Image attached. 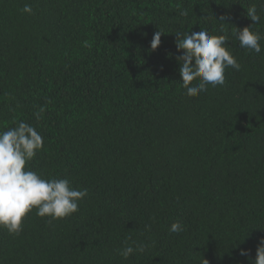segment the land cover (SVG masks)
I'll return each mask as SVG.
<instances>
[{
	"label": "trees",
	"instance_id": "1",
	"mask_svg": "<svg viewBox=\"0 0 264 264\" xmlns=\"http://www.w3.org/2000/svg\"><path fill=\"white\" fill-rule=\"evenodd\" d=\"M252 4L264 35L261 0H0V131L34 126L44 146L26 169L88 190L68 217L33 208L18 235L0 228V264H251L264 237V39L260 54L227 42L240 70L188 97L175 34L231 36ZM126 244L145 250L124 259Z\"/></svg>",
	"mask_w": 264,
	"mask_h": 264
},
{
	"label": "clouds",
	"instance_id": "2",
	"mask_svg": "<svg viewBox=\"0 0 264 264\" xmlns=\"http://www.w3.org/2000/svg\"><path fill=\"white\" fill-rule=\"evenodd\" d=\"M264 5V0H261ZM22 11L33 14L30 4H25ZM264 12V7L261 8ZM247 18L253 23L237 28L233 27L231 36L227 34L210 35L207 30L199 32H177L175 46L182 52L176 57L179 63L180 85L185 89L188 97H196L207 92L208 86H224L226 82L225 69L231 68L239 71L240 63L229 50L232 39L238 42L242 49L260 54L262 47L260 41L264 39L259 31H254L252 25L259 24L261 14L256 4L247 7ZM187 16L186 10L180 12ZM206 18V17H205ZM221 16L218 20L225 21ZM225 23V22H224ZM223 33L224 29L221 28ZM162 31L157 30L150 41V49L155 50L160 45ZM195 81V83H193ZM45 107H39L34 113L37 121L45 112ZM14 127L0 131V228L7 230L10 235H18L22 231V219L33 208L36 216L58 220L68 217L79 210V202L88 195L87 189H77L71 186L67 178L45 179L40 173L26 169L28 161L32 160L44 146L43 136L34 126L23 120L13 121ZM169 231L179 233L183 231L180 222H173ZM144 246H124L118 254L128 259L134 252L143 253ZM241 256H248L249 252L241 249ZM204 260V264L208 261ZM251 264H264V237H260L255 249V257Z\"/></svg>",
	"mask_w": 264,
	"mask_h": 264
}]
</instances>
